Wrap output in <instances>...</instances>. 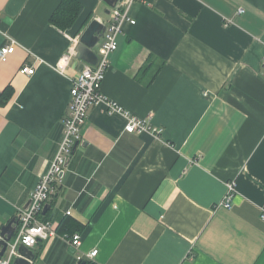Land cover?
Listing matches in <instances>:
<instances>
[{
  "label": "crops",
  "instance_id": "obj_1",
  "mask_svg": "<svg viewBox=\"0 0 264 264\" xmlns=\"http://www.w3.org/2000/svg\"><path fill=\"white\" fill-rule=\"evenodd\" d=\"M61 1L0 0V47L15 43L0 62V228L54 160L87 64L55 67L92 19L110 21L104 0H77L63 32L50 24ZM129 18L101 92L162 133L129 134L124 114L91 108L49 221H67L58 235L80 233L96 264H264V0H145ZM59 236L33 249L36 264H80Z\"/></svg>",
  "mask_w": 264,
  "mask_h": 264
},
{
  "label": "built area",
  "instance_id": "obj_2",
  "mask_svg": "<svg viewBox=\"0 0 264 264\" xmlns=\"http://www.w3.org/2000/svg\"><path fill=\"white\" fill-rule=\"evenodd\" d=\"M143 1L145 0H119L117 6L111 9L110 21L105 23L107 30L95 48L98 63L95 66L86 65L72 81L70 90L71 99L68 112L63 119V137L57 153L48 171L40 178L34 191L31 193V204L27 209L20 210L17 233L9 243L4 256L0 259V264H13L15 258L18 257V247L21 245L34 249L41 240L59 236L51 221L42 220L43 210L56 192L57 184L61 182L60 174L64 172L75 144L80 142L82 138L81 128L87 122L91 108L100 103H106L112 113L124 114L128 120L125 132L129 134L150 132L158 136L162 133V129L152 126L148 119L144 120L126 112L117 103L109 101L101 92V86L105 80L106 73L111 66V56L119 48L118 38L123 31V24L128 21L131 24L136 23L130 20L129 9L134 3ZM14 51V42L2 45L0 47V62H6ZM74 54V48L69 50L68 54L59 61L55 69L63 74L68 60ZM20 72L32 76L36 70L33 67L24 66ZM226 188L227 192L222 205L227 209H232V200L237 194V182L234 180L227 182ZM262 218L264 219V216ZM32 229H40V231L34 233ZM26 237L30 238L29 243L24 242ZM59 237L76 252L77 261L90 260L94 262L98 255V250H94L86 255L82 254L80 250L82 246L80 233L64 234Z\"/></svg>",
  "mask_w": 264,
  "mask_h": 264
},
{
  "label": "water",
  "instance_id": "obj_3",
  "mask_svg": "<svg viewBox=\"0 0 264 264\" xmlns=\"http://www.w3.org/2000/svg\"><path fill=\"white\" fill-rule=\"evenodd\" d=\"M108 6L106 11L107 15H110L111 9L115 8L119 0H104ZM107 30V26L101 20L94 18L87 25L86 29L81 33L78 38V43L74 48L75 57L86 63L87 65L95 66L98 63V56L96 54L95 48L102 39L104 33ZM78 143L75 144L72 153L75 152L78 147ZM68 165V163H67ZM66 165V166H67ZM64 172L60 174V178L63 177ZM31 204V199L24 206L23 209H27ZM50 210V205L46 204L43 210V214ZM19 226V220L13 218L7 225H4L0 228V259L4 256L5 252L8 249L9 243L15 237ZM18 257L15 258L13 264H36L38 258L35 251L26 246L18 247Z\"/></svg>",
  "mask_w": 264,
  "mask_h": 264
},
{
  "label": "trees",
  "instance_id": "obj_4",
  "mask_svg": "<svg viewBox=\"0 0 264 264\" xmlns=\"http://www.w3.org/2000/svg\"><path fill=\"white\" fill-rule=\"evenodd\" d=\"M82 12L83 6L77 0H62L50 18V24L63 32L68 31L74 27ZM8 93L9 88L6 89L4 94ZM42 220H49L48 213L42 216ZM68 229V222L66 221L63 222L56 231L61 233L63 231H67ZM79 263L96 264L95 262L90 260H83Z\"/></svg>",
  "mask_w": 264,
  "mask_h": 264
},
{
  "label": "clouds",
  "instance_id": "obj_5",
  "mask_svg": "<svg viewBox=\"0 0 264 264\" xmlns=\"http://www.w3.org/2000/svg\"><path fill=\"white\" fill-rule=\"evenodd\" d=\"M32 231L34 232V233H38L39 231H40V229H32ZM25 243H29L30 242V238H25V241H24Z\"/></svg>",
  "mask_w": 264,
  "mask_h": 264
}]
</instances>
